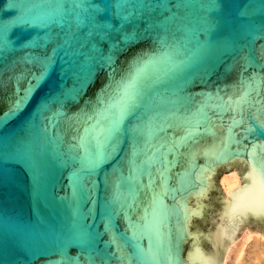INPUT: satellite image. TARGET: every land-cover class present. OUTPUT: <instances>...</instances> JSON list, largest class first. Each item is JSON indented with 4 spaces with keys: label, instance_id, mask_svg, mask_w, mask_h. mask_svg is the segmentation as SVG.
Returning <instances> with one entry per match:
<instances>
[{
    "label": "water",
    "instance_id": "water-1",
    "mask_svg": "<svg viewBox=\"0 0 264 264\" xmlns=\"http://www.w3.org/2000/svg\"><path fill=\"white\" fill-rule=\"evenodd\" d=\"M231 169L264 232V0H0V264H208Z\"/></svg>",
    "mask_w": 264,
    "mask_h": 264
},
{
    "label": "bare ground",
    "instance_id": "bare-ground-1",
    "mask_svg": "<svg viewBox=\"0 0 264 264\" xmlns=\"http://www.w3.org/2000/svg\"><path fill=\"white\" fill-rule=\"evenodd\" d=\"M220 184L223 189V191L221 189V196L223 198L224 195L226 199L225 205L224 200H222L221 211H223L219 213V220L220 214L222 218L220 246L224 250L223 261L227 262L229 260V264H264L263 231L251 229L245 224L242 228L226 236L225 216L227 206L233 194L245 186V181L241 180V176L236 169H231L228 173L224 172L221 175ZM198 249L207 257L208 264H218L215 252H206L199 245Z\"/></svg>",
    "mask_w": 264,
    "mask_h": 264
},
{
    "label": "rangeland",
    "instance_id": "rangeland-1",
    "mask_svg": "<svg viewBox=\"0 0 264 264\" xmlns=\"http://www.w3.org/2000/svg\"><path fill=\"white\" fill-rule=\"evenodd\" d=\"M223 173L224 172H222L220 174V176L218 177V183H219L221 189H222V186L220 184V177H221V175ZM222 191H223V189H222ZM217 200H220V202H222V200H224V205H225V200L226 199H225L224 195H223V198H222L221 195H219V197L217 196ZM221 209H222V204L220 205L218 202H216V204H213V207L211 208V210L209 212L211 224L208 225V226H205V229H207V232L211 233L210 235L213 238L212 239L213 240L212 242H213L214 248L216 250L215 254L217 256V260H218V258H220L218 260V264H229V260L227 262H224L223 261L224 250H222L221 256H220L219 250H218V249H220V242L222 240L221 239V235H220L221 234V229H222V224H221L222 218H221V214H220V220L219 219L217 220L216 218L217 217L219 218V213L220 212L222 213L223 210L221 211ZM239 233H240V231H239ZM207 247H208V249H210L211 248V245H207Z\"/></svg>",
    "mask_w": 264,
    "mask_h": 264
}]
</instances>
